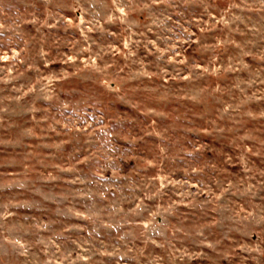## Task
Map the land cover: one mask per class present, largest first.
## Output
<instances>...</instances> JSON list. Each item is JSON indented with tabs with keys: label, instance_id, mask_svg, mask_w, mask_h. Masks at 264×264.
<instances>
[{
	"label": "rangeland",
	"instance_id": "obj_1",
	"mask_svg": "<svg viewBox=\"0 0 264 264\" xmlns=\"http://www.w3.org/2000/svg\"><path fill=\"white\" fill-rule=\"evenodd\" d=\"M0 264H264V0H0Z\"/></svg>",
	"mask_w": 264,
	"mask_h": 264
}]
</instances>
